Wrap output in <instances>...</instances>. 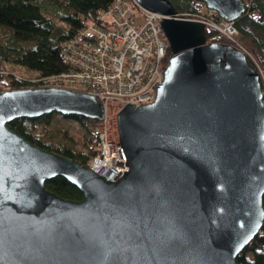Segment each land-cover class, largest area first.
<instances>
[{
    "label": "water",
    "instance_id": "water-1",
    "mask_svg": "<svg viewBox=\"0 0 264 264\" xmlns=\"http://www.w3.org/2000/svg\"><path fill=\"white\" fill-rule=\"evenodd\" d=\"M166 15L172 56L156 98L117 114L129 169L107 179L9 126L45 113L102 119L92 93L65 86L0 90V264H238L264 225V91L237 45L209 41L171 0H139ZM226 20L245 0H203ZM62 175L83 197L46 186Z\"/></svg>",
    "mask_w": 264,
    "mask_h": 264
},
{
    "label": "trees",
    "instance_id": "trees-1",
    "mask_svg": "<svg viewBox=\"0 0 264 264\" xmlns=\"http://www.w3.org/2000/svg\"><path fill=\"white\" fill-rule=\"evenodd\" d=\"M115 0H0V90L33 86L6 70L7 63L19 64L38 73L45 82L73 68L64 60L63 43L72 39L89 20L98 19V10ZM119 0H116L118 2ZM178 11H195L203 0H171ZM246 10L234 20L238 41L250 53L249 61L264 73V0H245ZM209 41L227 38L215 28L206 29ZM170 53V50H169ZM54 115L77 121L78 132L50 126ZM97 118L79 114L45 113L36 118L21 117L9 126L32 143L86 164L95 153L98 136L91 127ZM46 186L72 200L83 197L81 190L62 175L46 181ZM264 205V198H263ZM238 264H264V225L237 256Z\"/></svg>",
    "mask_w": 264,
    "mask_h": 264
},
{
    "label": "built area",
    "instance_id": "built-area-1",
    "mask_svg": "<svg viewBox=\"0 0 264 264\" xmlns=\"http://www.w3.org/2000/svg\"><path fill=\"white\" fill-rule=\"evenodd\" d=\"M180 15L215 28L236 44L238 30L234 21L223 19L216 10L199 5L197 10ZM163 17L162 13L147 9L138 0L114 1L108 9L98 10L102 26L105 21L108 26L101 27L97 20H91L72 39L63 43L64 60L73 69L49 81L61 82L66 78L65 86L83 87L94 94L105 109L115 101L121 104V109L129 103L140 105L154 100L168 63V44L161 27ZM113 106L116 108L117 105ZM118 111H115L116 115ZM102 121L93 127L98 136L94 163L114 149L103 137ZM118 146L115 148L126 161L124 147L120 142ZM127 168L126 165L117 175H122Z\"/></svg>",
    "mask_w": 264,
    "mask_h": 264
},
{
    "label": "rangeland",
    "instance_id": "rangeland-1",
    "mask_svg": "<svg viewBox=\"0 0 264 264\" xmlns=\"http://www.w3.org/2000/svg\"><path fill=\"white\" fill-rule=\"evenodd\" d=\"M109 6H111V5H109ZM176 11L180 12V13L181 12L189 13V11H178L177 9H176ZM154 12H156V11H154ZM157 13H160V12H157ZM235 39H236V42L233 41V40H231V41L235 42L237 45L242 46L240 44V42L238 41V31L235 34ZM248 54H250V53H248ZM171 56H172V53H168L167 54V57L169 58V60H170ZM5 66H6V70L8 71V73L14 74L18 78H22V79H26V80L31 81L32 85L34 84L33 85L34 87H36V86H62L66 82V78L63 81H61V82H58L56 80L49 81L53 77H49L47 80H45V82H38L40 80V77H38L39 74L30 71L29 69H27L26 67H24L22 65L13 64V63L12 64L11 63H7ZM55 78H60V77L56 76ZM47 81H49V82H47ZM12 88H14V87H9V88H6V89H12ZM69 88H71V87H69ZM82 88L83 87H80L79 89L83 90ZM114 104L117 105L116 108H113ZM120 107H121V104H119L118 102L115 101V103L109 105V107L106 108L105 118L98 119L96 121L97 123H99V120H103L102 121V128L104 130L103 137L106 140L108 139L110 141L108 145H110V147H112V148L119 147L118 146L119 134H118V129H117L118 127H117V118L115 116L116 115L115 111L117 109L120 110L119 109ZM96 122H94V123H96ZM76 125H77V121L76 120L68 119V118H62L59 115H54L53 118L51 119V122H50V126L51 127H53V128H55V127H57V128H60V127L66 128L68 130L69 134H72V135L79 131ZM115 149L118 150L117 148H115ZM115 155H116V153H114V151L113 152L111 151L109 156L113 157ZM88 163L90 165L92 163H94L93 159L91 157L89 158ZM125 171L123 173H125Z\"/></svg>",
    "mask_w": 264,
    "mask_h": 264
},
{
    "label": "bare ground",
    "instance_id": "bare-ground-1",
    "mask_svg": "<svg viewBox=\"0 0 264 264\" xmlns=\"http://www.w3.org/2000/svg\"><path fill=\"white\" fill-rule=\"evenodd\" d=\"M163 15L164 16H174V14H172V15L163 14ZM168 50H171L170 46H168ZM249 56L252 57L251 55H249ZM252 59L255 61V59L253 57H252ZM257 67L259 68V66H257ZM111 151H114V153H116V155L113 157L112 156L109 157L110 152H107L104 154L103 157L100 156L98 158V162L94 163V165H93L94 170H96V171L100 170V172L102 174L105 173L108 177H110V179L111 178H118L121 174L117 175V173L119 171L123 170V168H125V166L127 165L126 161L122 158V156H120L119 150H116L114 148Z\"/></svg>",
    "mask_w": 264,
    "mask_h": 264
},
{
    "label": "clouds",
    "instance_id": "clouds-1",
    "mask_svg": "<svg viewBox=\"0 0 264 264\" xmlns=\"http://www.w3.org/2000/svg\"><path fill=\"white\" fill-rule=\"evenodd\" d=\"M116 118H117V115H116ZM117 127H118V122H117ZM118 129V128H117ZM118 134H119V132H118ZM95 154V153H94ZM126 163H127V166H128V168L127 169H129V165H128V162H127V160H126ZM87 165L89 164L88 162L86 163ZM92 165V164H91ZM90 164H89V166H91ZM92 168H93V166H91ZM96 171V170H95ZM96 172H98V173H100V174H102L101 172H100V170H97ZM124 173H122V175H123ZM102 175H104V174H102ZM107 179H110V178H108L107 177ZM117 178H113V179H111V180H116Z\"/></svg>",
    "mask_w": 264,
    "mask_h": 264
}]
</instances>
